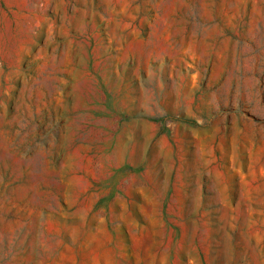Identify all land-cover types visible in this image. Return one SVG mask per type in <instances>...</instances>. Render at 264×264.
<instances>
[{
	"label": "rangeland",
	"instance_id": "obj_1",
	"mask_svg": "<svg viewBox=\"0 0 264 264\" xmlns=\"http://www.w3.org/2000/svg\"><path fill=\"white\" fill-rule=\"evenodd\" d=\"M0 264H264V0H0Z\"/></svg>",
	"mask_w": 264,
	"mask_h": 264
}]
</instances>
